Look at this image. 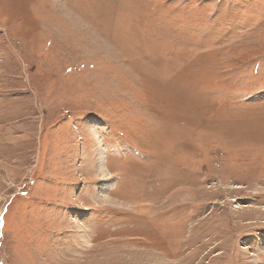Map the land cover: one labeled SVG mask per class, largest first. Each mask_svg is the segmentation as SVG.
<instances>
[{
  "label": "rangeland",
  "instance_id": "1",
  "mask_svg": "<svg viewBox=\"0 0 264 264\" xmlns=\"http://www.w3.org/2000/svg\"><path fill=\"white\" fill-rule=\"evenodd\" d=\"M0 264H264V0H0Z\"/></svg>",
  "mask_w": 264,
  "mask_h": 264
},
{
  "label": "bare ground",
  "instance_id": "2",
  "mask_svg": "<svg viewBox=\"0 0 264 264\" xmlns=\"http://www.w3.org/2000/svg\"><path fill=\"white\" fill-rule=\"evenodd\" d=\"M95 130V129H94ZM91 131H93V130H91L90 129V132ZM98 134V133H97ZM91 141V140H90ZM101 144H102V142H101ZM98 153L100 154V156H99V154H98V156H99V158H98V163H99V168L101 167V169L103 170L104 169V171L105 170H107V166H106V164L105 165H103V156H101V153L102 154H104V152H103V148H100V149H98ZM106 158V157H105ZM104 171H102V172H104ZM104 192H106V190L104 191Z\"/></svg>",
  "mask_w": 264,
  "mask_h": 264
}]
</instances>
